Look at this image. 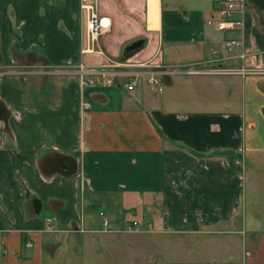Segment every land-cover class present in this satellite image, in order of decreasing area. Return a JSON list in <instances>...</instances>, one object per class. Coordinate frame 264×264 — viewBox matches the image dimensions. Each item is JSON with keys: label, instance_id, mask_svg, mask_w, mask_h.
Returning <instances> with one entry per match:
<instances>
[{"label": "crops", "instance_id": "1", "mask_svg": "<svg viewBox=\"0 0 264 264\" xmlns=\"http://www.w3.org/2000/svg\"><path fill=\"white\" fill-rule=\"evenodd\" d=\"M89 1L109 26L82 53L81 0H0V264H115L123 230L193 236L152 264H264V74L184 70L241 50L264 66V0L230 29L217 0ZM129 56L164 70L159 86L74 71Z\"/></svg>", "mask_w": 264, "mask_h": 264}, {"label": "built area", "instance_id": "2", "mask_svg": "<svg viewBox=\"0 0 264 264\" xmlns=\"http://www.w3.org/2000/svg\"><path fill=\"white\" fill-rule=\"evenodd\" d=\"M219 3V23L223 28H234L236 24L242 23L240 18H236L235 13L240 12L241 14L245 13L246 2L245 0H217ZM80 9L85 18V29H86V38L85 44L81 49V52L94 51L93 45L97 40L98 36L109 26V20L107 17L99 14L95 6L89 0H81ZM242 42L241 38H230L226 41V45L231 48L234 45L237 46ZM101 51V50H98ZM239 57L242 59L240 64H223L216 62L215 64L200 69L195 66H186L184 70L186 72H197L205 71L210 73H236L240 75L247 74H264V66L258 64H251L246 61V51L241 50ZM71 65V64H69ZM154 65H151L148 61H141L133 56H129L126 59L116 60L113 58H108L107 62L101 63L97 66H90L84 61L79 62L74 67V71L79 75L80 83L83 86L92 85L95 82H100L103 78L107 82H114L112 77H109V73L115 74H128L131 75V78L124 83L126 89H133L137 77L140 73H145L147 75L146 80L152 85H158L160 74L162 69L153 68ZM183 68V67H180ZM105 81V82H106ZM50 220V218H48ZM107 220L104 219V223L107 224ZM138 221L133 220L131 223H128L126 228L128 230L137 229Z\"/></svg>", "mask_w": 264, "mask_h": 264}, {"label": "rangeland", "instance_id": "3", "mask_svg": "<svg viewBox=\"0 0 264 264\" xmlns=\"http://www.w3.org/2000/svg\"><path fill=\"white\" fill-rule=\"evenodd\" d=\"M145 77L147 78V75L145 73H140L137 77V81L139 80V78L144 79ZM137 212L138 211H136V213L125 212V215H124V222L125 223L124 224L127 225L128 222L131 223V219L134 217L140 218L139 217L140 214ZM119 235L120 236H119L118 240L121 241L120 243H121L122 247L120 248V251H122V253L120 254L121 256L118 260L116 258L114 259L115 264H152L151 263L152 260L149 257H152L155 262L158 261L160 263L159 260H161V259L176 258L178 256V254L183 255L184 252H181V251L182 250L185 251L187 249V246H185V247L183 246V245H186L184 242L188 243V242H192V240H193V236L191 234L181 236L180 234H177V233H168V234H163V233L162 234H145V233H142V234H139L140 235L139 236L137 234H134L133 231L127 232L126 230H123V231L119 232ZM131 241H133V243L134 242L136 243V247L131 245V248H128V249H131L130 251L132 253L131 255H129V253L127 252L128 249H127V247H124V245H127L128 244L127 242L130 243ZM148 241L154 242L158 245H155V249H154L153 247H151V244ZM145 244L147 247H149L151 249V251L149 248H146L144 246ZM107 250H111V248H107ZM117 250H119V249H115L116 253H118ZM152 250H154V252H156L154 255H153ZM133 254L137 255V259H134L136 257H134ZM145 254H146V256H143ZM185 254L193 255V252H185ZM147 256H149V257H147ZM59 257H62L63 260H57L53 264H65L64 263L65 253L60 254ZM88 257H89V255H87L83 251L82 257L80 256L76 260L74 259L72 264H95L94 261L91 259H88ZM92 258L97 260L95 257H92ZM101 258H102L103 262H106V263L110 262V261L114 262L113 257L109 254H106V253H103ZM60 262H62V263H60ZM45 264H49L47 261V257H46Z\"/></svg>", "mask_w": 264, "mask_h": 264}, {"label": "water", "instance_id": "4", "mask_svg": "<svg viewBox=\"0 0 264 264\" xmlns=\"http://www.w3.org/2000/svg\"><path fill=\"white\" fill-rule=\"evenodd\" d=\"M141 42H142L141 39L134 40V41L130 42V43L127 45L126 49H131V48H133V47L139 45Z\"/></svg>", "mask_w": 264, "mask_h": 264}]
</instances>
